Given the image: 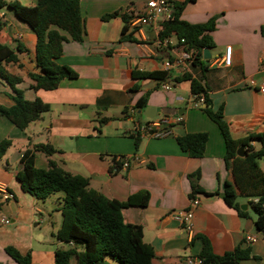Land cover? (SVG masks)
Masks as SVG:
<instances>
[{
  "label": "crops",
  "instance_id": "obj_1",
  "mask_svg": "<svg viewBox=\"0 0 264 264\" xmlns=\"http://www.w3.org/2000/svg\"><path fill=\"white\" fill-rule=\"evenodd\" d=\"M23 6H34L38 0H6ZM147 0H80L85 33L82 42L72 39L63 43V54L57 59L78 73L76 78L63 79L55 90H34L30 73L40 72L36 62L37 38L31 27L8 7L0 9L4 25L0 43L11 47L17 59L3 61L1 68L22 81L15 85L28 100L41 98L50 105L42 117L19 129L8 118L0 116V142L12 141L0 156V181L7 184L14 198L0 202V264H19L6 251L13 246L22 254L31 253L33 264H54L55 251L67 249L57 238L62 223L60 211L63 195L45 200L25 191L16 175L22 168L23 153L37 144H50L57 151L36 152V166L46 168L54 160L64 169L90 179V186L106 197L124 201L142 190L150 193L146 206L132 205L122 211L126 223L143 227L144 241L154 249L153 264H187L188 256H199L205 236L217 255L232 252L237 246L250 247V259L243 264H264V237L257 230V214L249 212V203L239 202L246 216L228 205L223 198L226 181H234L225 161L226 143L219 126L195 106L190 82L175 83L174 77L185 73L170 71L171 79H140L134 71H166L164 62L180 54L183 46L177 35L162 37L163 23L139 28L131 22L144 13ZM173 4L172 15L176 9ZM115 13L109 20L104 15ZM129 16L127 34L137 41L121 40ZM181 18L193 24L216 19L212 31L213 47L208 67L203 72L190 66L187 72L203 80L209 88L214 109L223 106L224 118L234 139L236 156L241 146L246 154L247 138L264 134V0H195L188 2ZM67 35L64 31L62 32ZM232 46L231 64L222 57ZM21 47L22 50H18ZM252 80L254 84H252ZM164 83L171 89L162 88ZM14 88L0 75V104L12 106L9 97ZM145 97L143 108L135 107ZM177 107L183 122L175 123L170 135L141 136L136 148L133 130L138 123L152 119L140 110L147 107ZM149 112V111H148ZM150 113H152L150 111ZM157 113L153 118L160 117ZM208 132L209 139L202 157H191L182 150L176 136ZM255 149L257 140H251ZM136 159L124 168L114 157ZM244 157V156H239ZM264 172V165L259 162ZM201 172L198 180L202 191L195 197L200 204L192 218L189 234L172 213L186 209L191 202L190 174ZM249 175L252 170H247ZM211 193L213 195H208ZM257 198L250 199V201ZM54 201V202H53ZM8 217L10 223L2 218ZM255 236L251 243L247 236ZM51 236V237H50ZM104 264H119L107 257Z\"/></svg>",
  "mask_w": 264,
  "mask_h": 264
},
{
  "label": "trees",
  "instance_id": "obj_2",
  "mask_svg": "<svg viewBox=\"0 0 264 264\" xmlns=\"http://www.w3.org/2000/svg\"><path fill=\"white\" fill-rule=\"evenodd\" d=\"M185 0L176 3L172 18L163 23L162 37L172 33L177 35L178 41L187 51H194L195 61L193 66L199 67L203 72L208 70L204 60V50L211 49L214 45L212 31L216 19L211 18L204 23L193 24L181 18L183 9L188 2ZM8 7L14 10L19 19L26 22L34 31L36 44V62L40 72L30 73L31 87L34 90H55L65 78L78 77L77 71L71 67L59 64L57 59L63 54V43L72 39L82 42L85 26L81 11L80 0H38L34 6H23L0 0V9ZM115 13L104 15V20H109ZM129 16L123 15L125 25L122 30L121 40L137 41L132 33L127 34ZM4 22L0 18V28ZM67 33L64 34L62 32ZM184 40V42H182ZM18 50H22L18 47ZM17 56L8 45L0 43V75L3 76L14 88V94L9 97L14 101L12 106L0 104V116L8 118L19 129L25 130L31 122L42 117L50 109V105L41 98L28 100L22 90L15 85L22 81L19 76L11 75L1 68L3 61H15ZM135 78L155 79L167 81L171 79L170 71L133 72ZM175 83L190 82V89L196 99L203 97L207 107L202 110L219 126L226 143L225 161L231 168L234 181H226L223 198L228 205L235 208L241 216H246L237 197H251L257 195L256 200L250 201L257 211L255 225L264 237V172L259 169V161L264 160V134H252L247 138L248 154L244 157L235 155L234 139L231 135L229 124L224 118L223 106L214 109L209 97V88L201 79L193 77L189 72L174 77ZM147 99L142 97L135 104L143 108ZM136 148L139 147L141 136L133 134ZM209 139L208 132L185 133L176 136L181 149L191 157H202L206 151ZM251 140H257L260 147L255 149L250 145ZM9 139L0 142V156L4 155L11 146ZM43 151L52 154L57 150L50 144H37L34 148L27 149L22 157V168L17 172V179L21 187L35 197L45 200L57 192L63 193L60 211L62 223L57 231V238L69 244L67 249L58 248L55 251L54 264H104L107 257H111L119 264H153L154 249L144 241L143 227L138 224L126 223L122 214L124 208L132 205L146 206L150 193L142 190L130 195L124 201L106 197L102 192L90 186V179L80 174H73L64 169L54 160L49 161V166L40 168L36 166V152ZM115 158V157H114ZM252 170L249 175L247 170ZM201 172L198 170L189 175L191 179V198L202 191L198 180ZM208 195H213L207 193ZM203 249L200 257L204 264H243L250 259V247L237 246L232 252L224 255L214 253L209 240L203 236ZM8 254L19 264H33L31 253L22 254L13 246L6 247Z\"/></svg>",
  "mask_w": 264,
  "mask_h": 264
},
{
  "label": "built area",
  "instance_id": "obj_3",
  "mask_svg": "<svg viewBox=\"0 0 264 264\" xmlns=\"http://www.w3.org/2000/svg\"><path fill=\"white\" fill-rule=\"evenodd\" d=\"M176 0H147L144 13L139 15L136 19H134L131 23L137 27H145L151 24L156 23L157 21L169 20L172 18V9L173 4ZM184 42V40H182ZM183 46V45H182ZM231 54H232V46L229 45L225 49V54L222 57V62L225 65L231 64ZM195 61V53L190 50L187 51L184 48L180 51V54L177 55L174 59H168L164 62V67L166 71L171 70L172 68H178L181 71L187 72ZM252 84L254 81L252 80ZM162 88L165 90L171 89V85L168 83H164ZM264 92V86L261 88ZM196 99V98H195ZM197 101L194 103L195 106L201 105L204 103V98L200 97L196 99ZM175 116V115H173ZM173 116L162 114L160 117L148 119L144 123H138L134 130L133 134H139L140 136H151V137H164L170 135L172 133V126L175 123L183 122V116L179 115L175 118ZM115 162H120L124 168H129L133 162H136V159H132L128 156L118 155L114 158ZM14 198V194L9 190L7 184L0 181V202H4L6 200H10ZM257 201V199H256ZM200 204L198 198L194 197L191 199L190 206L186 209H179L173 211L172 215L178 219L184 229L188 231L189 234H192V218L194 210ZM264 207V203L262 204ZM4 223H10V219L8 217L2 218ZM255 240V236L250 235L247 236L246 241L251 243ZM187 264H204V260L200 256H188L186 258Z\"/></svg>",
  "mask_w": 264,
  "mask_h": 264
},
{
  "label": "water",
  "instance_id": "obj_4",
  "mask_svg": "<svg viewBox=\"0 0 264 264\" xmlns=\"http://www.w3.org/2000/svg\"><path fill=\"white\" fill-rule=\"evenodd\" d=\"M211 56H212V53H211L210 49L206 48L204 50V57L206 59H210ZM202 107L203 108L207 107V103H203ZM150 111L152 113H150ZM184 111H185V109H180L177 107H169V106H166V107H152L151 106V107H147L144 111L140 110V112H142L144 115H146L149 118H153L157 113H162L164 115L173 116V115H177V114H182ZM238 155L239 156H245L246 155V152L244 151V146L240 147V149L238 151Z\"/></svg>",
  "mask_w": 264,
  "mask_h": 264
},
{
  "label": "rangeland",
  "instance_id": "obj_5",
  "mask_svg": "<svg viewBox=\"0 0 264 264\" xmlns=\"http://www.w3.org/2000/svg\"><path fill=\"white\" fill-rule=\"evenodd\" d=\"M197 109H200V110H202V106L201 105H198L197 107H196ZM203 111V110H202ZM180 114H177V115H175V116H173V118H175V117H177V116H179ZM181 124V123H180ZM262 165H264V160H260L259 161ZM61 195H63V193L62 192H57V193H55L54 195H53V199L54 200H58L59 199V197L61 196ZM255 196H257V195H252L251 197H246V196H239V197H237V202L239 201V202H241L240 200L242 199L243 201H246L247 203H249V212L252 214H257V211H256V209L254 208V206H252L251 204H250V199H253V198H255ZM60 200H62V199H60ZM54 202V201H53ZM246 203H241L240 204V206H242V205H245ZM51 237V236H50ZM63 246L64 247H68V245L67 244H63Z\"/></svg>",
  "mask_w": 264,
  "mask_h": 264
}]
</instances>
